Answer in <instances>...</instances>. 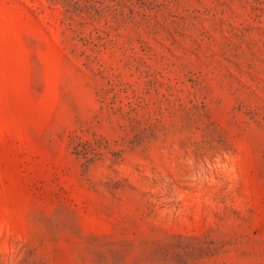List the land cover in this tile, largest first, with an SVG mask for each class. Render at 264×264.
<instances>
[{
  "label": "rangeland",
  "instance_id": "obj_1",
  "mask_svg": "<svg viewBox=\"0 0 264 264\" xmlns=\"http://www.w3.org/2000/svg\"><path fill=\"white\" fill-rule=\"evenodd\" d=\"M0 264H264V0H0Z\"/></svg>",
  "mask_w": 264,
  "mask_h": 264
}]
</instances>
